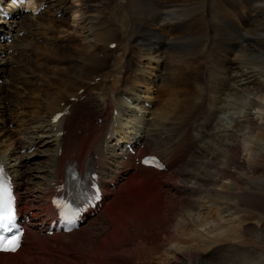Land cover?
I'll return each mask as SVG.
<instances>
[{"label": "rangeland", "instance_id": "374dc122", "mask_svg": "<svg viewBox=\"0 0 264 264\" xmlns=\"http://www.w3.org/2000/svg\"><path fill=\"white\" fill-rule=\"evenodd\" d=\"M87 1L89 0H65V2L63 3L64 7L62 8V10H59V13L56 14L54 12V9L52 8V5L56 3V0L55 2L54 0H48L49 9L52 10V13L47 12L45 15L48 19V23H43L45 21L44 16L42 17L44 18V21L40 18L43 22L40 19H34V22L36 20V27H40L39 25H41L45 30V32H43L42 29L38 31L39 36H41V39H43V41L40 43L37 42V39H33V37L28 38V40L36 41V44L35 42H30L26 39V43L29 44V48L32 49L34 53L24 52L22 54L24 60L18 61L22 64L18 65L21 76L11 79V84L6 88V95L9 98V101L6 102L5 105L8 109L17 108L18 105H23V110L21 109L19 115H24V118L21 117L22 121H20L18 117H16V119H18V122L13 123L15 122V120H13V124L8 123L10 124L9 127H5L6 129L9 128V130L8 132H5V137L3 136L2 138H0V153L2 154L5 161L11 167H14L13 173L15 175L22 171H26L30 174V184L26 189L22 190L26 195L34 197L36 194L42 193L43 188L48 182L47 175L49 174L48 172L51 169L50 158L52 157L51 153L53 147L51 138L49 137V135H47V132L50 128V125L48 124L49 111H57L61 106L58 107L59 104L56 102H58V100L68 92H71L75 90V88L79 87L80 83L84 82L83 84H85L86 79L91 78V76L94 74L104 75V77H107L109 80H111L114 78L120 79V75L124 74L125 72L127 74V80H129L131 78L130 75L133 74L131 70H129L128 72L122 71L120 72V75L116 74L121 71L122 67L125 69H131L132 64L126 57L130 55L129 50H131V53H137L139 59L146 60L147 66L145 68L143 67L144 69H141L142 66L138 61L135 68V71L140 69L144 72V74L147 73L146 75H148V78H143L141 80L143 83V87L145 86V89L146 86H150L149 83L153 84L151 83V80L154 76V72H161L158 75L159 84L155 89L157 94V101L156 96L153 92V88L151 86V94L147 91H144V93L142 94H135V91H130L131 95L133 94V96L136 98V101L137 98H140L139 96L143 95V97H141V99L143 100L147 95L151 97L153 96L152 94H154L153 98L151 97V101L154 99L153 101H156V104L159 106H156L155 108V105H153L154 108H149L150 111L153 110L157 112V114H159V110L164 109L165 111H169V114L166 113L169 116L171 115L172 111H175L176 115H188L183 124L187 123L188 121H197V119L200 120L199 118H202L203 120L208 119L209 112L211 111L217 113L219 112V114L215 118L213 117V120H211V128L206 130L205 132L209 136H206L203 141H200V146L195 148L192 153H190L189 155L185 154V157L183 159H178V164H184L176 170L175 174L171 175L172 173L167 172L165 180H168V184L164 183L163 181V190L160 191V189H158V185H152L146 182H142L143 184L136 183L135 179L130 178L132 181L129 179V183L127 184V186H125V183L122 184L120 188L112 194L111 199L108 202V204L110 205L109 207H107L108 210H106V212H102L103 214L101 213L100 216L96 217L93 220H90L91 222L88 225H86L87 223L84 224L86 226L79 232H76L74 234V238L63 239L62 244H60L62 241L59 240L60 243L58 247L56 246L57 242L52 243L51 245L53 246V248H56L53 249V251L48 245H40L39 240H37L35 236L34 239L28 237L29 242L32 243V248H30L28 251H31L35 254L33 257L37 258L35 260L36 264H96L97 262V264H154V262H157V255L161 254L160 252L165 244L166 237L174 232L175 223L177 222V220L181 219L182 206L181 203L177 201L178 194L190 196L194 194L191 190L199 189V191H201L200 189H202V192L196 193L195 195L199 199V203H201L202 205L205 204L204 206L206 209L204 207L197 208L198 206L196 204L191 205L187 200H184V203L182 202L185 207L187 206L186 209L189 207L188 205H190L188 213L191 209L190 213L192 214H197L199 210V212H204L205 215L207 214L206 211L209 210L211 206H220L222 208L224 207L225 210V207L227 205L226 202L229 201V199H226L225 197L220 199L217 195H215L217 194L214 192L215 189L222 192L225 191L221 187L222 184L232 185L231 180L219 179L218 173L220 169L228 165V161L231 158L229 148L232 144L235 143V140L238 139L237 136L244 132L246 133L249 130L245 116L249 114V112H252L254 119L257 122L259 121L257 118L259 117V115H256V112L258 110L256 111V109L254 108L255 105L253 104L259 101L261 102L262 99L260 97H264V70L260 68L261 66H259L261 65V63L263 64L264 60L261 59L258 55L256 56V51L249 50L248 53H251L250 58L253 57L252 59L254 61V64L251 65L253 67L255 66V70L251 71L253 69L246 68L244 66L242 68L240 63L235 62V58L237 57L238 52H234L233 50V52L230 51V49L225 45H221L220 48H218L215 41H218L220 36L226 32L225 29L234 28L232 24L234 22H232L233 20L231 18V15L233 14V8H236L240 5V8H238L244 10L240 11V13H244V19H240L242 23L237 19V16L234 17V21L237 23L238 20L239 23L245 24V26H247L246 28H248V26L251 25V23L247 22V11L248 8H250L249 1L252 7V5H254L255 3H257V5H259V3H263L264 0H235L236 2L234 0H222V4L220 3V0H177L178 3L181 2L180 10L175 11V14H172L171 17L179 19L181 18V21L177 23V19H175L176 24L168 26H175L173 29L169 30L166 33V36H172V38L164 37L167 40L169 39L170 42L173 41L172 45L171 47L163 48L164 50L168 49V51L166 50V52H158L159 55H161V53H164V55L161 57V60L160 56L156 57V59L152 63L148 60L149 53L147 51V48L149 46L148 44L144 45L143 42L153 41L156 43V45L160 44V42L157 41L160 35L163 36L162 32L165 31L164 28L167 26H165L163 22L161 23L162 19L159 22L154 19L151 20L155 15L159 13L160 9V7L155 6L153 0H95L98 4V10L96 12L98 22L95 25L97 27V36L98 34H100V41L99 43L94 42V46L90 47L89 50H87V47L83 46L85 45L86 41H84V39L82 38L83 35L81 31L82 27L85 26L84 23H86L87 21H84L81 24L83 26H80L81 28H78L80 30L77 29V32L75 31V36L73 35L74 31L70 28V26L67 25V23H63L64 21L69 22L70 24L72 23L73 17L69 16L66 11H68L69 9V12L71 13L70 6H72L73 2H76V4H78L79 6L78 9H80V21L75 25L80 24V22L87 15ZM231 1H233L235 5L239 1L238 6L236 5V7H234L235 5H233ZM241 1L243 3H241ZM226 2L228 3V5ZM225 4L226 6H224ZM244 6H246L247 8ZM245 8L247 10H245ZM259 13L260 12H258L257 16L259 15ZM242 14L240 15L241 18H243ZM53 16L55 17L54 20L52 19ZM259 16L262 17L261 13ZM104 17H108V19H111V21L115 24H117V19H119L120 28L114 30L108 24H104L106 23L102 21ZM249 18L253 20L254 16L250 15ZM56 20H59V23L56 22ZM123 21H125V29L129 31L128 37H126L127 32H125L124 36H122L121 38H116L119 35L118 31H121ZM182 21H184V23ZM180 23H183L184 25H181ZM262 23L263 22L261 21L260 25H263ZM159 27H162V32ZM139 28H143V31L148 33L146 40H142L143 42L141 43L139 42V40H136L138 36L137 33H139L140 31ZM260 28H262V26ZM218 29L219 31H217ZM263 31H256L252 34V37H250L254 38L255 40L258 38L260 39V33H264ZM114 32L117 33L116 37H114L113 35L115 34ZM229 33L230 31L227 32L226 35ZM241 33L247 35V32L245 30L241 31ZM205 34H208L209 36H206ZM230 34V37L232 39H235V34L232 32ZM71 35H73L74 38H71ZM211 36L217 37L216 40L213 41L210 38ZM247 36L246 38H243V40L247 39ZM37 37L38 35H36L35 38ZM55 37L60 39H62L61 37H63L64 39H66L64 42L65 45L60 44L59 46L53 47L55 45V42L53 41ZM69 37L70 39L68 40ZM113 37L114 40H116L118 43H121L122 48L124 44L129 43L126 46L127 48L123 49L124 51L119 57L122 61L117 59L115 63H109V61H112L110 60V56L113 55V50L106 48V50L109 51L106 52V50L104 49V53L106 54L105 57H103V59L96 58L97 60H94V62L97 63L96 66H94L95 68L84 69L80 71V74L77 76L74 66L80 65L81 63L83 64V61H88L91 57H93L91 56V54L83 57L86 52H94L101 43H105V40L111 39ZM128 38L132 40H126ZM120 40L123 41L121 42ZM133 40H136L135 44L132 43ZM106 42H109L108 44H110L113 41L109 40ZM246 42L248 43V41ZM246 42L242 43L244 47L246 46ZM240 44L241 43L237 41L235 45H239V48H241L242 45ZM91 45L92 44H90V46ZM63 46L65 49L63 48ZM118 46L119 44H117L115 50L118 48ZM227 48L229 51L227 50ZM126 52L127 54L125 56L124 54ZM29 54H31V56ZM154 54H157V52H155ZM165 55L167 56L165 57ZM41 58H43V62L39 61V59ZM83 58L85 59L83 60ZM165 59L167 60V76L165 75ZM185 59L187 61H190L191 67L187 66L189 62L185 63ZM244 59L246 58L244 57ZM157 61L159 62V66H155L156 71L154 70V68L151 69L148 67V65H151L153 63L156 64ZM30 62H34L35 66H29L28 64ZM109 65H111L113 69L110 68L111 66ZM18 66L14 68H18ZM143 66L145 65L143 64ZM216 68L218 69V71ZM151 75L153 76L151 77ZM29 76H33V80H30L29 78L32 77ZM122 76L125 80L124 75ZM141 76L143 77V74ZM77 77H79V79H77ZM202 79L204 81V84L201 83ZM166 80L167 84L164 88H162ZM133 82L135 83L137 81L133 80ZM106 83H108V85L99 82L100 85H98V87L96 85V87L94 86V89L97 88L96 91L89 92V99L91 100V102H93L95 110H99L104 107V104L101 102V97L96 95L97 91L101 92L102 99L104 97L113 98V93L114 97L122 96V92L119 91H122L123 89H119L120 87H112L111 85H109L108 80ZM187 83L190 84L188 85ZM17 87L19 88V90L17 89ZM107 88H109V90L112 88H117V90L113 92L108 91ZM172 88H175L176 91H173L174 89ZM162 89L170 91L163 92L161 91ZM213 89H216L215 93ZM210 90L212 92L208 93V91ZM200 91H203V93L207 91L205 99L209 97V101L208 99L206 100L208 102H206L205 104V111H202L198 108V106L202 108V104L200 103L201 98L199 96ZM187 95H191V99H188L186 97ZM200 95L202 96V94ZM237 96L243 97V99L241 98V100L238 101ZM93 98H96L98 101H100L96 102L92 100ZM172 98L175 101H178L179 99V101L176 102V106L174 104V101H170ZM165 99L170 102H164ZM214 100H217L216 103L214 102ZM117 103H121L122 105V101L117 100V102L114 104L115 107L118 106ZM136 103L137 104L134 105V107L141 106L140 104H138V101ZM50 106L52 109L50 108ZM234 107H236L235 111L233 109ZM128 109L129 108L125 109L126 112L128 111ZM117 110H119V108ZM133 110L134 109L131 108L130 115L132 114ZM188 111L189 113H187ZM69 116L76 117L75 113L73 112H71ZM148 116L149 114L145 115L144 118H147ZM61 118L59 120H61ZM150 118V123H153V116H151ZM62 119L65 120V117ZM92 120H94V117H92ZM167 120L168 119H165L163 120V122ZM133 122L136 123V120H134ZM137 124H134L131 128H135ZM158 125L161 126L160 124ZM166 125L175 128V125L171 124L170 122H167ZM146 126L147 124L142 127L143 130L141 128L140 131H133L134 133L132 132V135H139L142 131H147ZM150 126L152 128V125L150 124L147 126V129L149 128V131H151L152 134L159 130L158 126V129L156 127L154 129L153 125L152 131ZM177 127L178 125H176V128ZM107 129H109V127ZM122 129L125 131L126 128ZM199 131L200 130L198 129V132ZM258 131L259 128H256L254 134H257ZM143 136L144 138L147 137L146 134H141V137ZM10 137L13 138L12 141H10V139H7ZM14 139L19 142V150L17 148H14ZM94 142L96 143V141ZM29 143L33 144L31 149H28L30 146ZM259 145H264V142H260ZM213 152H217L218 155L214 154ZM216 157H219V159L216 163H213L212 159H216ZM234 157L239 163L237 162V164L231 165L229 168L234 176L236 178L238 177V186H244L242 180H246V178L247 180L252 179L254 182L258 181V179L261 182L264 181V155L258 156L257 162L259 165L256 167L255 172L253 171L252 166L246 163V152L242 148H239V150L235 151ZM20 160H22V162L24 160V162L22 165L19 163L21 166L18 167V162ZM25 160H28V162H26ZM120 165L122 166V163ZM24 174L27 177V174ZM221 180L223 181L222 184ZM176 184L181 187L180 191L178 190V186ZM251 190L254 191L255 194L258 193V195L262 192L261 189L260 191L256 189ZM170 199L177 201H175V205L174 203L171 205L169 204ZM213 199L214 201L220 202V204H218L217 202L212 203ZM23 200L24 202L27 201L26 199ZM39 206L40 208H43L45 206L44 202L40 201ZM215 208H213V210H216ZM242 208H245V206L243 205ZM220 211L221 210H219V212ZM257 211L264 214V209ZM164 213L167 218L166 221L168 222H166V227L163 226V223L165 221V218L162 219ZM227 215L228 213L225 211L222 213V216ZM261 226L262 228H264V219L261 222L260 227ZM137 227L138 229H136ZM129 232H131V238L129 237L130 235H128ZM126 240L128 241L124 246V248L126 249V251H124V248L123 250L121 249V244ZM42 242L43 241H41V243ZM136 247L138 249H136ZM54 250H62V253L69 252V254L64 255L62 253H57ZM253 250L256 251V247ZM257 250L259 249L257 248ZM26 254L24 256L27 258V263L34 264V259L32 258L31 254L27 252ZM257 256L261 258L260 253H258ZM205 261H211V259H206Z\"/></svg>", "mask_w": 264, "mask_h": 264}, {"label": "bare ground", "instance_id": "6f19581e", "mask_svg": "<svg viewBox=\"0 0 264 264\" xmlns=\"http://www.w3.org/2000/svg\"><path fill=\"white\" fill-rule=\"evenodd\" d=\"M64 2H65V0H56L57 4L54 5V7H56V10L61 9ZM221 2H222V0H220V3ZM231 2L233 3V1H231ZM43 3H46L45 0H36V7H38L39 5H41ZM71 3H70V5H71ZM153 3L155 4V6L160 7V9H159V13L157 15H155L151 20L154 19L157 22H159L162 19L161 23L163 22V24H165V26L167 25L164 28V30H167V29L169 30L171 28H174L175 26H173V27H168V26L169 25H175L176 24L175 19H177V23H179V21H181V18L179 19V18L171 17L172 14H175V11L180 10L181 2L178 3L177 0H167V1H165V0H153ZM238 3H239V1H238ZM238 3H236L237 6H238ZM241 3H243V2L241 1ZM263 3H259V5H257V3H255V4L253 3L254 4V10H253L254 19L251 20L249 18V16H247L248 17V21L245 20L248 23H251V25L248 26V28H246L247 26H245V24H241L242 22L240 21V19H241L240 11L243 10V9L239 10L238 7L240 5L238 7H236L235 3H233V5H235L234 7H236V8H233V14L232 15H234V16H232L231 13H230V15H231V18L233 20L232 22H234V23H232L234 28L233 29H231V28L225 29L224 28L226 32L225 33L223 32L224 34L221 35L222 37L220 36L218 41L216 40L217 37H212V36L210 37L213 41L216 40L215 43L217 44L218 48H220L221 45H225V46H227L230 49V51L233 50L234 52H238V55L235 58L236 59L235 62L236 63H240L242 68L244 66L246 68L253 69L251 71L255 70L254 69L255 66L253 67L251 65V64H254V61L252 59L253 57L250 58V56H251L250 54L251 53H248L249 50L250 51H252V50L256 51L255 52L256 56L258 55L261 59L264 60V39H263L264 37H261V36H264V33H262V34L260 33V39L258 38V39L255 40L254 38H251L252 34L254 32L261 31V30L263 31L264 30V4ZM223 4H224V2H223ZM30 5L33 6V4H30ZM97 5L98 4L96 3L95 0L87 1V3H86V10H87L86 13H87V15L80 22V24L75 25L76 23H79V21H80V18H79V10L80 9H78L79 8L78 4H76V2H73L72 6H70L71 16L73 17L72 18V23L70 24L69 22H65V21L63 22V23H67V25L70 26V28L74 31L73 35L75 36V31L80 26L81 27L83 26L81 24L84 21H87L86 23H84L85 26L82 27V29H81L82 35H83V36L82 35L81 36L84 39V41H86L85 45H83V46L87 47V50H89L90 47L94 46V44H93L94 42L99 43V41H100V36H99L100 34H98V36H97V33H96L97 27L95 25L98 22V18H97V15H96V12L98 10L97 9L98 8ZM227 5H228V3H227ZM249 5L251 6L250 1H249ZM219 6H222V5H219ZM224 6H226V4ZM244 7H246V6H244ZM246 8H245V10H247ZM34 11H35V8L32 7V12L33 13L26 14V12L24 13L23 11H22V13L21 12L20 13H16V16L19 15L20 21H17V19H12L11 20V22H17L18 25H19L18 31H21V30L26 31L27 34H28V37H29V35H32V36L37 35L38 31H40L41 29L43 30V32H45V30L42 28L41 25H39L40 27H36V23H35L36 20L34 22V19H37V18H35V16H34ZM68 11H69V9H68ZM228 12H230V11H228ZM258 12L261 13L262 17L259 16L260 13L257 16ZM243 14H242V17H243ZM150 15H152V14H150ZM43 16H44L43 13L42 14L39 13L37 15V17L41 18L44 21V18H42ZM236 16L238 17L237 19L241 23H239L238 20H237V23L234 21L235 20L234 17H236ZM261 21L263 22L262 23L263 25H260ZM182 22L184 23V21H182ZM247 22H244V23H247ZM183 23H180V24H183ZM261 26H262V28H260ZM78 30H80V29H78ZM228 30L230 31V33L232 32V33L235 34V36H234L235 39H232L230 37L231 36L230 33L226 35V33L229 32ZM244 30L247 32V35H249V36H247L246 34H243V33L241 34V31H244ZM48 31H51V30H48ZM217 31H219V29ZM27 34L23 35L22 38H18V37L16 38V39H18L20 41V44H18L17 46L14 47L13 52L14 51L17 52V55L15 57H11V54H8V57H7V59L5 61H3L2 58H0V78H2V81H3V83L0 84V136L3 133H5L6 131L8 132L9 128L8 129L5 128V127H7L8 123L13 124V123L18 122V120L16 119L17 115L22 117V118H24V115H22V114L19 115V112L21 111V109L23 110V108H22L23 105H18L19 107L17 106V108H13V109L9 108L8 109L7 106L5 105V103L9 101V98L6 95V91H7L6 88H7V86H9L11 84V79H14L16 77L21 76V73H20L18 65L19 64L22 65V64L20 62H18V61H23L24 60V57L22 56V54L24 52H26V53L33 52L34 53V51L29 48V44L26 43L27 42L26 41ZM108 34H112V33H108ZM257 34H258V32H257ZM73 35H71L70 37L74 38ZM113 35H114V37H116L117 33H115ZM205 35L209 36L208 34H205ZM244 35H245V37L247 36L248 38L243 40ZM227 36L230 37V38H228ZM70 37L68 38V40L70 39ZM89 37L93 38V39H90ZM110 37H111V35H110ZM61 38L64 39L63 37H61ZM137 38H136V40H137ZM166 40L167 39H165L163 36L160 35V37H159V39L157 41V42H160V44H158L159 46L156 45V43L153 42V41H149V42L147 41L146 42V44H148V46H149L147 48V51L149 53L148 54L149 55V57H148L149 59L148 60L151 63L156 59V57L160 56L158 54V52H166V50L163 49V48H165V43H166L165 41ZM236 40L241 43L240 44V45H242L241 48H239L240 47L239 45L238 46L235 45L237 43ZM110 41H113V40H110ZM246 41H248V43ZM139 42L141 43L143 41L139 40ZM245 42H246V46L244 47V45L242 43H245ZM105 43L108 44L109 42H105ZM215 43H214V45H215ZM60 44L65 45L63 42H58L56 44V46H59ZM90 44H92V45L90 46ZM0 48H2V49H0L2 52H6V51L9 50V48L5 47L4 44L0 45ZM63 48H64V46H63ZM228 48H227V50H228ZM154 50H157V51H154ZM108 51L109 50H106V52H108ZM87 52H86V54L83 57H86L88 54H92L93 53V51H92V53H91V51L88 52V53ZM155 52H157V54H154ZM29 55L31 56V54H29ZM142 56H144V55H142ZM20 57H22V60L19 59ZM244 57L246 59H244ZM9 58L12 59V63H15L16 64L15 67L18 66V68H14V67L11 66V64L8 62ZM84 59L85 58H83V60ZM95 59L96 58L93 56V57L90 58V60H88V61L85 60V62H90V63H85L83 61V64L81 63L80 65L74 66V69L76 70L77 76L80 74V71H82L84 69L95 68L94 66H96V64H97L96 62H94ZM39 61L43 62V58L39 59ZM185 63H188L187 66L191 67L190 61H187L185 59ZM28 65L29 66L32 65V67L35 66L34 62H30ZM156 65H157V63H156ZM259 66H261L260 68L264 70V62H263V64L261 63V65H259ZM143 67L145 68L146 66H142L141 69H144ZM146 69H149V68H146ZM138 70H140V69H138ZM138 70L135 71V76H134L135 77V81L142 83L141 80L143 78H148V75L145 76L143 71H141V70L138 71ZM217 71H218V69H217ZM142 74H143V77L141 76ZM155 74H156V72H154V76H156ZM154 76H153V78L151 80V83H154V81H155L154 80ZM29 77H32V78H29V79L33 80V76H29ZM80 78H82V77H80ZM137 78L140 79V80H138ZM77 79H79V77H77ZM82 83H84V82H82ZM95 85L98 87V85H100V84L98 82V83L94 84L91 88L94 89L96 87ZM149 85H150V83H149ZM101 87H103V86H101ZM88 88H90V87L88 86L87 89ZM17 89L19 90L18 87H17ZM103 89H106V88H103ZM107 89H108V91H113V92H115L117 90V88L116 89L112 88L110 90H109V88H107ZM215 90L213 89L214 93L216 92ZM144 91H147L150 94L152 93L150 86H146V89L144 88ZM144 91H142L141 94L144 93ZM136 92L137 91H135V94H137ZM206 92L207 91H205L203 93V91H200V93H199V96L201 98V102L200 103L202 104V108L200 106H198V108L200 110H202V111L203 110L205 111V109H206L205 104H206V102L209 101V97L207 98L208 101H206L207 99H205ZM210 92H212V91L211 90L208 91V93H210ZM200 94H202V96ZM152 95L154 96V94H152ZM112 96L114 97V93L112 94ZM137 96H139V95H137ZM153 96H151V97L153 98ZM139 97L140 98H137V101H138V104H140L141 106L140 107H137V106L134 107L133 106L134 110H133L131 115L129 114V116L131 118L124 119V121L120 117L113 116V107H110L111 108L110 109L111 110V114H110L109 122H113V124H115V125H111L109 127V129H107V132L110 135H112V136H119V137L121 135L123 137L125 136L124 137L125 143H135L136 141H141V140L144 139V141L148 142V145H151V144H149L151 141L148 138L149 128L147 129V131H142L139 135H131L132 132L130 130H128V128H131V127H133L134 124L139 123V124H137V126L135 128H133L134 131L135 130L140 131V129L143 126H145L146 124H147V126L151 124L152 128H153V125H154V129H155V127L158 129V127H159L158 124L161 125L163 120L169 118V115H168L169 111H167V110L165 111L164 109L163 110L161 109V110H159L160 111L159 114H157V112H155L153 110L150 111L149 108H151V109L154 108L153 107V102H154L153 100L154 99L151 101L152 98L149 95L144 97L143 100L141 99V97H143V95L139 96ZM241 98L243 99V97L237 96V100L238 101H240ZM260 98L262 99L261 102L259 101V102H256L255 104H253V105H255L254 108L256 109V111L258 110L256 112V115L257 114L259 115V117H257V118H258V120L260 122L259 121L257 122L254 119V116L252 115V112L251 113L249 112V114H247L245 116L246 117L247 126H248L249 130L246 133L244 132V133L240 134L239 136H237L238 139H236L235 143L232 144L230 146V148H229L230 149L229 153L231 154L230 155L231 158L228 161V165L226 167L224 166L222 169H220L219 173H218L219 174V179H224V180L228 179V180L232 181V185H230V184L227 185V184H222L223 181L221 180V184H222L221 187L225 191L222 192V191L217 190V189H215V191H214L215 193H217L215 195H217L220 199L223 198V197H225L226 199H229V201L226 202L227 205L225 207V210H224V207L222 208L220 206H214V207L211 206V208H209V210L206 211L207 214H205V215H204V212L201 211L202 212L201 213V212H199L198 209H197L198 210L197 214L190 213L191 209L189 210V213H188V209H189L190 205H188L189 207L186 209L187 206L185 207L183 205V203H184L183 201L184 200H187L188 203L191 204V205H195L196 204L198 206L197 208H199V207H201V208L204 207L205 208V206H204L205 204L202 205L201 203H199V199L195 195L196 193L202 192V189H200L201 191H199V189L198 190H196V189L191 190L194 194L190 195V196H188V195L185 196V195H182V194L181 195L178 194L177 201L179 203H181V206H182V208H181V212H182L181 213V219L177 220V222L175 223L174 232H172L171 234H169L166 237L165 244H164V246H163V248L161 249V252H160L161 254L157 255L158 256L157 262H154V264H264V258H263V255H264V228H262V226L260 227L261 222L264 219L263 218L264 214H262L259 211H257V210L264 209V181L261 182L258 179V181L254 182L252 179L247 180V178H246V180H242L244 186L240 187V186H238V177L236 178L234 176V174L231 172L230 168H229L231 165L237 164L238 161H237V159H235L234 153H235V151L239 150V148H242L246 152L245 161L250 166H252V169H253L254 172L256 170V167L259 165L258 162H257L258 156L259 155H264V145H261V146L259 145L260 142H264V97H260ZM116 100L122 101V105H121V103H117L118 106L116 107V109L119 108L118 112L120 110H122V109L124 110L125 109L124 106L129 105V103L131 101L137 102L136 98L133 96V94H132V97H130L131 101H128L127 99H125V96L124 97L123 96H118V99H116ZM216 101L217 100H214L215 103H216ZM74 105H77V103H74ZM58 107H59V105H58ZM50 108H51V106H50ZM130 108H131V106H130ZM235 108L236 107L233 108L234 111H235ZM59 109H60V107H59ZM85 109H86V107L84 109H82L81 112L82 113L85 112ZM210 111H211V109H210ZM6 112H7V114H6ZM166 113H168V114H166ZM148 114H149V116L147 118H144V116L148 115ZM218 114H219V112L217 113V112L211 111V112H209L208 119L202 120L203 123L201 125H199V128H198L200 130L198 132L199 134H196L197 138H199L200 141H203V139H204L203 138L204 136L202 134L203 130H201V129H204L205 126H208V125L212 124L211 120H213V117L215 118ZM138 116L140 117L139 119L136 118ZM151 116H153V118H152L153 119V123H150L151 122L150 121L151 120V118H150ZM64 117H65V120L62 119ZM64 117H62L61 120H58L57 124L60 125V124L63 123V125H66L69 128V130H71L72 125L79 124L78 122H75V119H76L75 116H73V117L64 116ZM154 119H155V121H154ZM13 120H15V122H13ZM134 120H136V123L133 122ZM20 121H22L21 118H20ZM109 122H107L106 126L108 125ZM190 122L192 123L194 121H188L187 123L182 124V126L186 127L187 124L190 123ZM107 128H108V126H107ZM122 128H126L125 131ZM150 128H151V126H150ZM256 128H259V131L257 132V134H254V131H255ZM142 130H143V128H142ZM152 131H153V129H152ZM107 132H105V135L107 134ZM141 134H146L147 137H145V138H144V136L141 137ZM187 135H189V130H186V131L184 130V136L182 138V141ZM70 139H71V136H70V134L67 133V135L62 140L63 141V146H62L63 154H62L61 157L57 156V158H56V165H55V169H54V174H53V178L51 180H57V179H59L61 177V173H62L63 169L65 168L68 159L72 156L73 153L76 156H82V155H85L87 152L90 151V147L85 149L84 151H78V150H82L83 149V145H80V144H77V143L73 144L75 141L69 142ZM120 140L121 139H117V141H119V142H120ZM10 141H12V139H10ZM13 141H16V140H13ZM121 148H122V145H121ZM178 152H179V149H178V147H176L173 150L172 155L170 157L166 158V159L170 162V160ZM213 153L218 155L217 152L216 153L213 152ZM145 154H147V153H145ZM145 154H142V155H145ZM218 159H219V157H216V159H212V162L216 163ZM117 162L119 164L116 166V172L113 174V176H115L116 173L120 170V168L123 167V162L122 161H120V162L117 161ZM19 163L23 164L22 161H20ZM121 163H122V166L120 165ZM138 169H139V172L134 174V175H132L130 177L132 179H135L136 183L143 184L142 181H144V182H147L149 184L158 185L159 186L164 181L163 180L164 172L156 173L153 169L145 168V167H138ZM176 170H174V172H172L171 175L175 174ZM249 170H251V169H249ZM25 178H28V177H26V175L24 173L23 174L19 173V174L16 175L15 180H16V184H17V188L18 189H22V188H26L27 187V183L24 182ZM239 178H240V176H239ZM161 179H162V181H161ZM176 185L178 186V190L180 191L181 187H179L178 184H176ZM240 185H241V183H240ZM48 187L49 186H48V183H47L46 186L43 188L42 193L36 194L34 196L36 198L31 197L30 195H27V196H28V198L30 200H47L48 197H49L50 189H51L50 187L49 188ZM251 189H254V190L256 189V190H259V191L261 189L262 192L259 193V195H258V193L255 194L254 191H252ZM172 199H170L169 204L171 205V204L174 203V205H175V201L176 200H172ZM213 202L214 203L217 202L218 204H220V202L214 201V199L212 200V203ZM109 205L110 204H108L106 207H109ZM243 205L245 206V208H242ZM106 207H105V209H106ZM213 208H215L216 210H213ZM203 209H200V210H203ZM107 210H108V208H107ZM219 210H221V211L219 212ZM224 211L228 213L227 216H222V213ZM228 216H230V217H228ZM164 218H165V221L163 223V226L166 227L168 222L166 221L167 218H166L165 213L163 214V218L162 219H164ZM136 229H138V227ZM74 232H71V233H69L67 235L55 234V235H53V237H60V236H62V237H65V236L66 237H72ZM130 234H131V232L128 233V235H130ZM139 235H141V234H139ZM28 237L34 239V236L31 235V234H28L27 238ZM45 237L46 236L39 237V238L45 239ZM129 237L131 238V235ZM37 240H38V238H37ZM28 241H29V239H28ZM127 241L128 240H126L125 242H122V244H121V249L122 250H123L124 246L126 245ZM31 244L32 243L29 242L30 246H26L22 250L19 249L16 254L0 253V264H16L15 257H18V260L22 264H28L27 263V258L24 256L26 254V252L31 254L32 258L34 259V260L33 259L32 260L34 261V264H36L35 260L37 258L33 257L35 254L32 253L31 251H28L30 248H32ZM255 247H256V251L253 250ZM257 248L259 250H257ZM136 249H138V248L136 247ZM124 251H126V249ZM257 252L260 253V255H261L260 257L261 258H259L257 256V254H258ZM123 254H125V253H123ZM26 256H27V254H26ZM106 258H108V257H106ZM206 259L207 260L211 259V261H205Z\"/></svg>", "mask_w": 264, "mask_h": 264}, {"label": "snow or ice", "instance_id": "6c2138e0", "mask_svg": "<svg viewBox=\"0 0 264 264\" xmlns=\"http://www.w3.org/2000/svg\"><path fill=\"white\" fill-rule=\"evenodd\" d=\"M15 2V0H14ZM60 116L54 117V121ZM144 163H150L145 160ZM98 198V195L97 197ZM56 206L61 209V218L71 223L77 210H73L70 204L55 201ZM15 230V232H14ZM22 231L17 228L16 210L14 206V195L8 178L4 175L3 167L0 166V252H15L20 247Z\"/></svg>", "mask_w": 264, "mask_h": 264}]
</instances>
